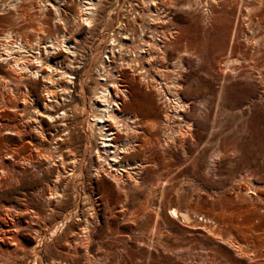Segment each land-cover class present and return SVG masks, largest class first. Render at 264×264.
I'll return each instance as SVG.
<instances>
[{
	"label": "rangeland",
	"instance_id": "374dc122",
	"mask_svg": "<svg viewBox=\"0 0 264 264\" xmlns=\"http://www.w3.org/2000/svg\"><path fill=\"white\" fill-rule=\"evenodd\" d=\"M79 4L0 0V43L10 30L27 41L40 37L37 48L44 49L61 33L77 56L69 76L71 101L47 112L57 119L66 113L63 122L38 116L41 133L31 119L41 103L31 102L27 114L19 103L14 111L0 110V264H264V0H102L90 32L73 20ZM53 6L61 11L59 21ZM122 16L127 32L135 34L129 40L134 46L139 38L153 43L151 58L139 56L145 72L134 75L142 88L123 82L133 106L143 116L151 104L157 116L143 121L157 123L162 137L163 116L176 94L193 137L163 154L155 144L152 153L135 152L129 157L137 163H160L135 166L137 185L121 164L113 171L124 181L117 186L92 173L101 140L86 131L91 115L79 82L89 70L85 91L91 96L93 78L103 69L127 70L123 52L104 59L110 31ZM143 23L154 30L139 37ZM50 52L58 60L65 54ZM40 83L34 94L42 100ZM172 122L178 127L175 117ZM49 154H60L63 162ZM193 155L196 160L189 161Z\"/></svg>",
	"mask_w": 264,
	"mask_h": 264
},
{
	"label": "bare ground",
	"instance_id": "6f19581e",
	"mask_svg": "<svg viewBox=\"0 0 264 264\" xmlns=\"http://www.w3.org/2000/svg\"><path fill=\"white\" fill-rule=\"evenodd\" d=\"M78 1H80L79 7H78L79 14L77 13L73 14L72 16L73 20H75V22L77 21L87 26L88 27L87 31L90 32L91 27L94 25L95 15L97 14L99 10V6L102 0H78ZM146 2L150 3V5L153 4V0H146ZM53 7H54L53 11L56 14L57 21H59L61 17V11L59 10L58 7L56 6H53ZM129 15H130L129 16L130 19L133 18L135 20L136 15H138V12L135 11ZM122 17L123 18L121 19L120 18L116 19L115 26L110 31V34L108 36V41H107L108 49L105 52V53H108L110 56L105 54L104 59L108 62L111 56H115L114 51H117V53H120V55L123 52V54H127L126 56H128L126 60L122 59L123 60L122 64L125 66V68H127V70H123V71L115 70L113 74L111 72L110 73L107 72L105 74L103 71L104 69H103L102 72L98 74L100 78L99 77L93 78V88L91 91L92 92L91 96H88L87 95L88 92L86 93L85 91L87 84H88V80L90 78V74H89L90 71L85 70L84 75L82 76L79 82L80 88L78 87L82 94L83 100L86 103L85 106L87 108L86 110L87 114L89 113L91 115V118L89 119L90 121L85 120L87 122L86 131H89V132L94 131V134L96 135L97 139L101 140L99 142L100 146H98L97 144V146L95 147V152H94L95 158L92 159L93 161L92 162L93 164L92 173L95 177H102L103 175L109 177L110 179L113 180V182L117 186L120 183H123L124 181L122 180V177L119 176V174L121 173V172L119 173L120 171L119 169H117L119 170L118 173L117 172L115 173L113 171L114 170L117 171L116 168H118V166H121V164L123 165L122 168H124L122 171L125 173L127 172L126 177L129 176V178L130 177L133 178L134 184L137 185L139 182L137 180L138 179L137 176H133L136 174L135 172H133L134 168H136L137 166L142 167V165L145 164V162H151L152 164H154V166L157 164L159 165L160 163V162L157 163V161L154 162L152 160L150 161L146 160L144 162L143 160H141L140 163H137L136 160H131L129 157L131 155H134L135 152H141V151H144V149L145 150L148 149L152 153L155 151V149H153L154 145H151V144H155L159 148L160 152H162L163 154V152L166 153V151H168V148L171 145L175 146L177 143L176 141L180 140V142L183 143L186 138L185 136L189 135L191 138L193 137V135L189 131V123L186 121H182L183 119H181V115L179 114V111H180L179 109L180 107H183L184 104L181 102L180 98L176 94L172 95L173 97L171 101L172 105L170 106L171 109L168 111L170 112V114L166 113L163 116V125H162L164 127L163 134H162L163 138L161 137V134H158L159 137L157 136V132H158L156 131L157 123L151 122L152 123L151 125H147V122H144L145 120L143 121V116L144 117L145 116H152V117L157 116L156 114H153L154 109L151 108V104L146 106L144 110V114L142 113L143 116L140 115L141 111L138 109L139 107L136 108V106L135 107L133 106L132 101L129 98L130 96L128 95L129 86L123 84V82H125L124 81L125 79H128L132 83L138 84L137 85L138 88H142L141 85L136 81V77L134 75L136 71L140 72V70H143V68L145 72L146 70L145 66H143L139 60L143 56L141 57L139 56L142 55V53H144V55L148 54L147 55L148 58L152 56L149 53H151L152 51L153 43L152 44L149 43L148 41H146L145 38L144 40L142 38H139L137 44H135L134 46L133 43L129 40L134 38L135 34L131 30L127 32V30H129L128 27H130L128 25V18L125 19L126 17L124 16ZM143 26L144 28H142L139 31L140 32L138 34L139 37L143 33L142 32L143 30H150V32L154 30L153 28L148 27L147 24H144ZM5 32L6 33L2 34L1 36L2 41L0 43V108H1L0 110L5 111L7 109L8 110L11 109L14 111L17 108V103H19L21 104L20 109L21 111H23V114L25 113L27 114L28 109L30 108L29 104H31V102H34L35 105L36 103H41L40 109L38 108L32 109L34 110V113L36 114V116L34 115V118H31V119L34 121L36 125L38 124V126L36 125L34 126L36 130L40 129L38 116L42 117L44 115H47V117L49 119H52V121L57 122L61 120L63 122L62 118L65 117L66 113L62 112L61 113L62 115L59 117L60 119H57L58 117L57 118L52 117L47 112L53 111L60 104H64L65 103L64 101L69 102L72 99V96L69 92V87L71 86L73 81L71 82L69 80V76L71 75L72 64L75 63L74 60H75V57H77L75 46L73 45L74 43L69 42L67 40V37L64 34L57 33L54 37H52L49 41H47L48 43L47 46L44 44L45 45L44 49H40V48H37V46L40 45V37H38V39L36 38V41H33V40L27 41L25 37H24L25 40L22 37L19 38L18 36L19 34L18 35L12 34V31L10 30L9 31L7 30ZM126 40H128L129 43H132L133 46L130 47L131 44H128V43L126 44L125 43L127 42ZM129 47L130 49H128ZM53 50H56L58 52L62 51L63 53H65L62 56L61 60H58V57L56 56L53 57L49 55V53H51L50 51H53ZM157 50L155 52L153 50L154 52L153 55L155 58L159 57L158 55H156ZM140 78H142V76ZM39 81H41L39 88H41L43 92L42 100L38 98L39 96H36L34 94L35 85ZM147 86H151V85H146L145 87ZM145 87H144V92H146ZM152 94L153 93H151V97H153ZM41 101H44V103ZM174 117L178 122L176 123L178 127L172 124L173 123L172 119H174ZM66 119L67 118H65V120ZM81 127L80 129H82ZM67 130L69 129L67 128ZM1 131L2 130L0 129V132ZM39 132H41V129L39 130ZM20 133H21V128L17 127V135L18 134L20 135ZM141 136H144V139L141 138ZM62 140H65V139L63 138ZM88 144H89V141L87 140L85 143V149L89 147ZM229 148L231 149V147ZM236 149L238 148L231 150V152L236 151ZM101 154H105L106 157L105 158L101 157L100 156ZM225 154H227V152ZM53 156L61 158L60 154L59 155L53 154ZM53 156L49 154L47 157L51 158ZM227 157L229 158V156ZM236 157H238L237 160L239 159L238 161L241 162L240 155ZM196 158L197 156L193 155L189 158V161L196 160ZM168 159H170V156L169 158H167V160ZM61 160L63 162L62 158ZM178 166L180 167V165ZM180 172L183 175L186 174V172L183 171L182 169L180 170ZM72 176H73L72 173H69L66 175V177H69V178ZM59 177L60 175L58 171L56 175V180ZM185 179L187 178L185 177ZM74 187L76 186L74 185ZM53 193L59 194L58 191L53 192ZM159 203H160V200H158L156 203V205H158V208H159ZM170 213L173 216H178V217L181 216L182 218H185L183 214L180 213L175 208H170ZM64 220H65V217H64Z\"/></svg>",
	"mask_w": 264,
	"mask_h": 264
},
{
	"label": "built area",
	"instance_id": "2783aa9c",
	"mask_svg": "<svg viewBox=\"0 0 264 264\" xmlns=\"http://www.w3.org/2000/svg\"><path fill=\"white\" fill-rule=\"evenodd\" d=\"M198 220H199V221H201V220H202V221H205V219H203V217H199Z\"/></svg>",
	"mask_w": 264,
	"mask_h": 264
}]
</instances>
